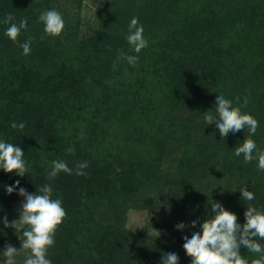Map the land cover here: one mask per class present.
<instances>
[{
    "label": "trees",
    "instance_id": "1",
    "mask_svg": "<svg viewBox=\"0 0 264 264\" xmlns=\"http://www.w3.org/2000/svg\"><path fill=\"white\" fill-rule=\"evenodd\" d=\"M49 4V0H0V140L20 146L24 152L23 159L29 171L19 180V186L35 194L44 185H51L52 198L61 199L62 207L70 214L69 221L56 233L54 245H59L61 239L65 241V237H73L78 229L72 224L86 217L90 221L86 226L89 239L84 247H89L92 259L96 258V249L106 257L103 264H161V256L169 250L157 251L145 234L125 230L119 221L116 224L107 222L105 214L116 210L115 204L128 200L130 196L131 203L156 210L161 208L160 203L168 204L170 199L180 197L181 215L176 219L188 222L191 216L199 225H196L195 232L200 231L205 219L214 215L211 201L219 202L235 213L241 225L245 223L244 212L248 206L264 212V171L258 168V159L246 163L243 154L239 157L234 155L235 148L245 138L253 139L257 150L264 151V43L258 47L252 41L253 32L246 35V47L247 51H254V55L240 57L235 53L241 46V37L233 36L235 44L226 46L228 53L222 55L218 62L227 66L233 65L237 59L243 60L233 72L224 71L227 79L232 80V92L226 96L233 101V106L235 104L242 113L251 114L258 121L255 135L249 137V132L247 135V129H244L222 138L218 129L216 132L210 125L204 129L196 123L195 129H203L204 133L195 137L198 151L207 139L215 143L219 137V145L209 152L204 162L195 160L203 169L205 183L201 180L197 188L187 192V197L180 191L166 197L163 194L165 179L159 170L161 158L155 157L153 152L165 137L160 125L165 122L164 106L166 108L169 102L177 101L199 106L193 101L201 89L209 90L206 87L208 81L203 86L207 76L195 74L189 87L181 92L170 87L162 88L160 98L163 101H160V106L155 105V110L159 108L158 113L155 112L159 121L152 124L147 116H143L146 114L144 110L149 109L154 85L151 80L153 74L150 76L146 67L151 50L144 48L135 53L126 40L129 26L125 27L120 19L86 38L77 39L70 32L48 36L39 17L40 10L49 8ZM221 6L230 10L225 5ZM158 7L159 3L154 5V9ZM233 7L240 11L237 6ZM258 9L255 6L254 13ZM7 14H12L15 17L13 22L17 24L21 19L27 20V29L21 31L18 42L5 35L10 26L3 22ZM196 25L200 28L201 22ZM239 25L230 26L238 28ZM202 26L209 27L211 32L215 33L217 29L229 35L226 28L230 26L219 21L202 22ZM251 28L260 31L256 36L263 31L261 24ZM185 33L180 31L181 38ZM228 35L223 37L228 39ZM166 36L171 37L170 34ZM29 38H32L31 51L24 55L20 44ZM121 52L124 56H138V63L130 65L126 59H118ZM168 69L161 65L155 72L162 73ZM220 74L223 75L222 72ZM178 94L185 98V102L178 99ZM208 95L214 96L215 93ZM245 99L248 101L246 106ZM139 108L142 114L136 117L134 112ZM13 122L17 125L24 123L25 127L23 130L14 129L11 127ZM124 126H129V129L125 130ZM144 126L150 130L146 131ZM136 137L150 140L146 156L143 151L134 149ZM69 147L75 149L73 154L67 152ZM199 157L198 154L195 159ZM56 160L65 161L73 171L71 174L60 172L50 180L48 172L52 161ZM81 162H87V167L82 170L83 175H77V165ZM8 174L0 169V209L4 210L19 192L16 188L12 194L7 193L6 186L15 187L16 183ZM211 177H216L220 183V177L225 179L221 184L226 186L224 195H229L224 200L218 199L216 193L208 189L213 186ZM128 185L132 188L126 187ZM245 187L254 193V200L242 199L240 190ZM97 227L99 231L96 234ZM113 235L118 236V240H113ZM102 239L105 245L101 243ZM257 242H261L259 238ZM53 246L48 249L47 258L53 256ZM172 252L178 254L179 264H191L186 252ZM240 252L248 257L250 264L257 257L244 246Z\"/></svg>",
    "mask_w": 264,
    "mask_h": 264
},
{
    "label": "rangeland",
    "instance_id": "2",
    "mask_svg": "<svg viewBox=\"0 0 264 264\" xmlns=\"http://www.w3.org/2000/svg\"><path fill=\"white\" fill-rule=\"evenodd\" d=\"M49 2V8L41 9V14L49 10H56L61 13L65 22L61 35H67L70 32L77 36V39L89 37L103 26L116 20L120 19L121 23L123 20V25L126 27L130 25L133 17L138 18L139 25H142L144 29L143 36L148 41L146 48L151 50V58L148 59L146 67L148 68L147 71H150V76L153 74L151 80L153 79L154 85L151 88L152 98L149 109L144 110L146 114L143 116H147V120L152 124H156V121H159L156 118L159 108L155 110V105L157 104L156 107L158 104L160 106V101H163L160 98L163 93H160L162 88L170 87L176 92H181L189 87L190 81L195 74L196 76H207V79L203 77L206 79L203 86L208 81L206 87L209 90L203 91L201 89L200 95L193 101L194 104L198 102L199 106L194 107L190 102L189 104H182L179 101L167 102L169 105L166 108L164 106L165 122L160 125H162L165 137L163 142L156 146L153 151L155 157L161 158L159 170L163 172L165 179V192L163 194L166 197L177 191L187 197V192L196 187L201 180L205 183L204 178H202L203 169H200L199 163L196 161H205L209 152L219 145V137L215 139V143H212L211 139L210 141L207 139L198 151L195 137L197 135L202 136L204 133L203 129H195L196 123L201 124L206 129L208 124L204 119L205 112L210 111L213 115H216L215 102L217 96L223 95L227 99L229 93L232 92V80L227 79L224 71L226 73L233 72L243 60H240L241 58L237 59L233 65L228 64L227 66L220 64L218 61L222 55L228 53L226 52L228 49L226 46L235 44L233 36L241 37V46L235 52L240 57L255 54L254 51H247L246 35H252L253 32L254 39H256L252 41L258 47L264 43V0H49ZM158 3L159 7L156 10L154 5ZM221 5H225L230 10H224ZM234 5L240 11H235ZM255 6L259 8L256 13L253 11ZM214 13H217V15H212ZM233 18L236 20L232 21ZM211 19L229 26L240 25L238 28H232L231 26L226 28L229 35L226 34L228 39H225L223 36L226 35L221 33V31L216 29L214 33L209 30V27L202 26V22H210L212 21ZM198 22H201L200 28L196 25ZM259 24H261L263 31L261 30L260 36H256L258 34L256 32L260 31H256L251 26H258ZM186 27L190 29H185ZM180 31L186 32L182 38ZM167 34H170L171 37H167ZM161 65L168 67V71L162 73L157 71L156 73L155 71ZM198 82L200 83V81ZM211 93H215V95H208ZM179 95H177L178 99L185 102V98ZM140 114H142L140 113V108L139 111L135 110L134 116L139 117L141 116ZM144 127L146 131L150 130V128ZM210 128H214L217 132L215 124L210 125ZM124 129L128 130L129 126H124ZM246 134L248 135V131ZM136 138L134 149L140 152L143 151L146 156L150 149V144H148L150 140ZM198 154L201 157L195 159ZM8 176L12 177L15 182L23 178L15 173H9ZM220 179L222 182L225 181L221 177ZM211 180L213 181V186L208 189L215 192L218 199L222 198L221 200H224V198L228 197V193L224 195L226 186H222V182L220 183L216 177H211ZM20 187L22 186L20 185ZM126 187L130 188L131 186L128 185ZM129 188H126V190ZM27 192L29 193L28 190ZM16 194L17 196L12 198L6 205L5 210L0 209V264H5L7 259L3 254L6 245L10 244L20 248L21 241L19 237L23 239L22 233L27 228V226H22L15 230L12 227L6 228L3 224L5 217H7L9 223L13 220H18L20 217L19 210L24 197L18 193ZM180 205L179 197L177 200L170 199L168 204L160 203L161 208L158 210L149 209L145 206H139V203H131L130 196L128 200L118 205L115 204L116 210H111L105 215L109 217H106L108 219L107 222L116 224L119 221L125 230L145 234L155 244L157 251L163 250L166 252L169 250L172 252L177 250L178 253H182L185 252L183 249V237L188 236L190 239L196 227H191L192 222L195 221L191 216L188 218V222H183L180 218L176 219L181 215ZM65 211L66 216L62 223L58 225L55 235L62 225L69 221L67 218L70 214L67 213L66 209ZM89 223L90 221L85 217L82 221L79 220L78 223L72 224L74 228L78 229L77 233L70 239L65 237V241L61 239L59 245L56 244L52 247L54 250L53 256L48 257L52 259V264H103L105 262L106 257L98 253L96 249V258L92 259L89 247H84L89 239V236L86 235V226ZM178 223H183L186 227L183 230H179L176 228ZM98 231L99 227L94 232L97 234ZM112 237L113 240H118V236L113 235ZM259 240L261 241L259 243L264 246V239ZM101 243L105 245L104 239H102ZM29 254L30 250L20 249L19 254L14 258L16 264H23ZM251 255H256V259H259L261 254L252 253ZM242 257L250 264L248 257Z\"/></svg>",
    "mask_w": 264,
    "mask_h": 264
},
{
    "label": "clouds",
    "instance_id": "3",
    "mask_svg": "<svg viewBox=\"0 0 264 264\" xmlns=\"http://www.w3.org/2000/svg\"><path fill=\"white\" fill-rule=\"evenodd\" d=\"M14 20L15 17L12 14L6 15L3 22L10 26L6 29L5 35L13 42H18L21 31L27 29V20L21 19L19 24L14 23ZM39 21L44 24V32L52 37L59 36L65 27L61 13L56 10L42 13ZM143 32V26L139 25L138 18L133 17L126 40L135 53H140L148 46ZM31 40L32 38H29L28 41L20 44L24 55L30 54ZM119 58L126 59L130 65H136L139 59L136 55L124 56L122 52L119 54ZM238 100L239 98H237ZM247 102L245 99L244 106L247 105ZM215 104L216 115L207 111L204 119L208 125L215 124L222 138L227 137L229 133H236L244 129L249 132V137L255 135L259 123L251 114L242 113L240 107L233 106V101L226 99L223 95H218ZM11 127L23 130L25 125L24 123L17 125L13 122ZM67 152L73 154L75 149L69 147ZM241 154H243L246 163L258 159V168L264 171V151L257 150L253 139L245 138L243 143L235 148L234 155L239 157ZM23 157L24 152L20 146L0 140V169L6 173L14 172L20 177L25 176L29 169ZM86 167L87 162L78 163L76 174L83 175L82 170ZM72 171L73 169L69 168L65 161H52L48 178L51 180L60 172L71 174ZM16 188L19 189L18 194L24 197L19 210L20 217L11 223L5 217L3 224L4 227H12L15 230L22 226H27V228L22 233L23 239L19 237L20 248L10 244L6 245L3 250V254L7 258L5 264H16L14 258L19 254L20 249L30 250V254L23 264H52V261L47 258L48 249L54 245L57 227L66 216L62 200L52 198L53 190L48 184L41 187L35 194H30L19 186V180H17L15 187L6 186V191L10 195ZM240 193L243 200L252 201L255 199L254 193L248 191L246 187L242 188ZM210 204L211 212L214 215L205 219L200 225V231L193 232L190 239L188 236L183 237V249L191 258V264H248L241 255V246L246 247L249 252L261 254L260 258L253 260L251 264H264V246L257 242V238L264 239V212L258 211L254 206H248L244 212L245 223L241 225L237 215L227 210L221 203L211 201ZM196 223L193 221L191 227L195 228ZM185 227L186 225L183 223L176 225L179 230H183ZM161 264H179L178 254L164 253Z\"/></svg>",
    "mask_w": 264,
    "mask_h": 264
}]
</instances>
